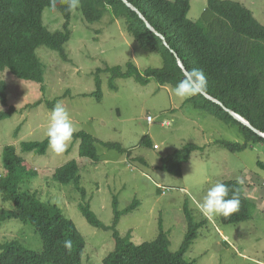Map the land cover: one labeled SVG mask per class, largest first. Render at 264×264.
Wrapping results in <instances>:
<instances>
[{
    "label": "rangeland",
    "instance_id": "obj_1",
    "mask_svg": "<svg viewBox=\"0 0 264 264\" xmlns=\"http://www.w3.org/2000/svg\"><path fill=\"white\" fill-rule=\"evenodd\" d=\"M230 1L248 8L264 25V0ZM206 2L191 0L189 19L198 20ZM42 23L49 31L57 32L62 30L64 19L56 9L46 7ZM69 29L70 38L63 46L65 59L44 46L36 50L44 66L43 91L40 85L19 80L9 72L1 75L8 86V102L6 106L0 104V110L14 107L16 112L0 121V170L3 147L14 145L37 172L30 180L28 175L23 176L21 189L36 193L42 201L57 204L75 223L86 240L85 264H102L114 241L111 231L87 223L78 204L90 200L91 210L104 224L110 225L114 197L120 211L133 205L121 215L116 228L121 235L131 231V241L135 244L154 240L161 225L167 233L169 249L177 251L187 232L183 214L186 207L198 222H204L184 253L185 259L194 264H264V166L259 164V161L264 163V142L241 152L220 147L216 139L242 142L235 127L193 108L177 98L172 88L159 86L154 80L141 85L132 78L117 79V88L112 89L107 75L101 73L98 99L95 96L98 68L124 67L131 61L143 71L148 67L160 68L161 58L139 46L126 31L124 20L113 18L109 10L101 20L88 24L78 7L71 11ZM37 101L40 103L36 106L25 107ZM50 101H54L53 107L61 103L68 110L74 133L84 131L98 140L95 146L99 161L92 163L79 157V141L73 138L59 155L49 146L43 155L20 150L23 141L47 138L53 109L47 106ZM145 135L151 139V148L140 144ZM100 142L120 144L131 150L132 155L106 148ZM187 142L203 146L204 150L191 154L188 162L182 164L180 175L161 169L162 158ZM73 159L79 166L84 195L74 185L57 184L51 178L57 167ZM232 179L246 180L244 192L253 196L250 219L236 224H225L218 215L206 219L197 202L216 182ZM0 207L11 208L12 204L3 202L0 195ZM9 239L41 250L40 238L28 223L14 219L0 223V243Z\"/></svg>",
    "mask_w": 264,
    "mask_h": 264
},
{
    "label": "trees",
    "instance_id": "obj_2",
    "mask_svg": "<svg viewBox=\"0 0 264 264\" xmlns=\"http://www.w3.org/2000/svg\"><path fill=\"white\" fill-rule=\"evenodd\" d=\"M126 2L133 5L144 19ZM46 7L53 8L50 0H0V104L3 106L8 102V86L1 77L3 73L9 72L19 80L36 83L43 91L46 88L43 84L44 66L36 53L37 48L44 46L58 52L62 58L66 57L63 46L71 34V11H67L62 0H57L54 9L61 14L64 23L62 30L51 32L42 23ZM190 8L191 0H80L79 10L86 23L98 22L109 10L113 18L124 20L126 31L139 46L157 53L162 61L160 68L148 67L143 71L131 61L124 67L98 68L95 72V96L101 98V73L107 75L112 89L117 88V79L126 78H132L141 85L154 80L159 86L174 89L186 76L178 64L180 59L187 73L192 69H201L207 80V88L201 94L186 99V103L226 126H234L242 139V142L216 139L215 143L230 152H241L251 145L263 143L264 137L238 122L229 111L264 133V25L248 8L230 0H207L201 17L196 21L188 17ZM203 93L218 103L206 98ZM40 101L25 107L31 108ZM53 105L54 101L47 102L48 107L53 108ZM15 112L14 107L0 110V121ZM164 124L168 125L169 122ZM72 138L79 141V157L92 163L99 161L95 146L98 140L95 137L79 131L73 133ZM100 144L132 155L131 150L120 144ZM140 144L149 148L153 146L147 135L141 138ZM48 146L47 138L23 141L20 150L43 155ZM202 150L203 146L187 142L162 158L160 168L180 175L182 164L188 162L193 152ZM259 164L264 166L261 161ZM1 166L0 195L2 201L11 202L12 207H0V223L14 219L30 224L40 238L41 250L30 249L16 239L6 240L0 243V264H85L86 240L75 223L63 214L57 204L42 201L36 193L21 189L23 176L28 175L30 180L37 176V172L18 154L14 145L3 147ZM51 178L57 184L74 185L84 195L80 187L79 166L74 159L57 167ZM245 181L242 184L237 183V179L220 181L229 187V198L234 191L240 196L237 212L229 217L218 215L225 224L241 223L251 217L253 203L250 198L253 196L245 194ZM112 203L114 217L110 225L104 224L91 210L90 200L78 204L81 215L90 226L112 232L114 247L105 255L102 264H194V261L184 258V253L197 237V231L204 221L198 222L188 208H183L187 222L185 239L180 248L173 252L169 249L170 242L161 225L154 240L141 244L131 241V231L121 235L116 226L121 215L130 211L133 205L120 211L115 197ZM66 240L72 242L70 249L64 245Z\"/></svg>",
    "mask_w": 264,
    "mask_h": 264
},
{
    "label": "clouds",
    "instance_id": "obj_3",
    "mask_svg": "<svg viewBox=\"0 0 264 264\" xmlns=\"http://www.w3.org/2000/svg\"><path fill=\"white\" fill-rule=\"evenodd\" d=\"M57 0H50L51 6L56 7ZM66 4L67 11H72L80 6V0H62ZM207 88V80L201 69H192L187 76L179 81L173 89L174 95L180 100H186L201 94ZM152 120V119H151ZM75 131L72 118L68 110L56 103L50 114V123L46 131V137L51 150L56 154H62L68 147ZM237 183H243L237 179ZM229 187L223 182H216L209 187L202 200L197 202V208L205 217L223 216L229 217L240 208V196L233 192L229 198ZM164 194L165 192L162 191ZM72 242L66 240L64 245L71 248Z\"/></svg>",
    "mask_w": 264,
    "mask_h": 264
},
{
    "label": "water",
    "instance_id": "obj_4",
    "mask_svg": "<svg viewBox=\"0 0 264 264\" xmlns=\"http://www.w3.org/2000/svg\"><path fill=\"white\" fill-rule=\"evenodd\" d=\"M127 3V5L129 6V7H131L132 9H134V10H136V8L133 6V5H131L130 3H128V2H126ZM136 12L139 14V16L141 17V18H143L144 19V17L136 10ZM146 25H147V27L151 30V31H153V28L146 22ZM156 32V31H155ZM162 39H164L163 38V36H161L160 34H158ZM164 44H166V42H164ZM176 55V54H175ZM177 56V55H176ZM178 64L180 65V67L183 69V72L186 74V76H187V72H186V70H185V68H184V66H183V64H182V62H181V60L179 59L178 60ZM204 94V93H203ZM204 96L206 97V98H208V99H210V100H212V101H214V102H216V103H218V101L216 100V99H214V98H211L210 96H208V95H206V94H204ZM229 113L237 120V121H240V122H242L244 125H247V126H249L255 133H257L258 135H260V136H262V137H264V134L263 133H261L260 131H258V130H256L255 128H253L248 122H246V120H244L242 117H240L239 115H237V114H235L234 112H232V111H229Z\"/></svg>",
    "mask_w": 264,
    "mask_h": 264
},
{
    "label": "built area",
    "instance_id": "obj_5",
    "mask_svg": "<svg viewBox=\"0 0 264 264\" xmlns=\"http://www.w3.org/2000/svg\"><path fill=\"white\" fill-rule=\"evenodd\" d=\"M148 120H149V121H151V118H150V117H148Z\"/></svg>",
    "mask_w": 264,
    "mask_h": 264
},
{
    "label": "crops",
    "instance_id": "obj_6",
    "mask_svg": "<svg viewBox=\"0 0 264 264\" xmlns=\"http://www.w3.org/2000/svg\"><path fill=\"white\" fill-rule=\"evenodd\" d=\"M252 192V191H251ZM251 194V193H250Z\"/></svg>",
    "mask_w": 264,
    "mask_h": 264
}]
</instances>
